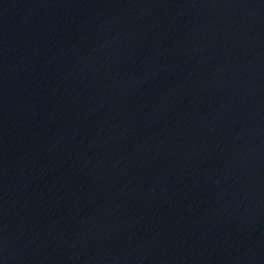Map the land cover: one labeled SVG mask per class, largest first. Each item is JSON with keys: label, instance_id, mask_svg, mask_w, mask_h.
I'll return each mask as SVG.
<instances>
[{"label": "water", "instance_id": "obj_1", "mask_svg": "<svg viewBox=\"0 0 264 264\" xmlns=\"http://www.w3.org/2000/svg\"><path fill=\"white\" fill-rule=\"evenodd\" d=\"M0 264H264V0H0Z\"/></svg>", "mask_w": 264, "mask_h": 264}]
</instances>
